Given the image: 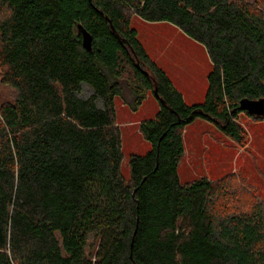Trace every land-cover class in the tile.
Segmentation results:
<instances>
[{"label":"trees","instance_id":"16d2710c","mask_svg":"<svg viewBox=\"0 0 264 264\" xmlns=\"http://www.w3.org/2000/svg\"><path fill=\"white\" fill-rule=\"evenodd\" d=\"M133 16L205 48L203 103H185ZM0 71L13 96L0 106V264H264L263 206L221 211L226 180L179 177L196 119L240 146L239 115L264 120L240 110L264 97V0H0ZM124 82L134 111L155 87L164 101L139 125L151 150L130 157L129 179L115 107Z\"/></svg>","mask_w":264,"mask_h":264},{"label":"rangeland","instance_id":"374dc122","mask_svg":"<svg viewBox=\"0 0 264 264\" xmlns=\"http://www.w3.org/2000/svg\"><path fill=\"white\" fill-rule=\"evenodd\" d=\"M131 27L152 61L162 69L188 106L204 102L207 77L212 64L205 48L169 23H149L133 16ZM1 73V71H0ZM123 97L115 98L117 123L121 130L124 154L123 175L129 179L128 162L132 155H146L151 145L139 132L142 121L154 119L159 101L151 92L134 111L133 94L124 82ZM93 90L83 85L80 97L88 98ZM11 91L1 83L0 106L12 101ZM247 132L244 146L224 135L212 123L196 119L183 133L185 154L179 164L181 183L202 178L215 182L226 180L227 195L219 200L221 211L248 210L253 204L264 208V120L240 114L237 120Z\"/></svg>","mask_w":264,"mask_h":264},{"label":"water","instance_id":"95a60500","mask_svg":"<svg viewBox=\"0 0 264 264\" xmlns=\"http://www.w3.org/2000/svg\"><path fill=\"white\" fill-rule=\"evenodd\" d=\"M111 28H112L113 32H115L114 28L112 26H111ZM78 30L82 35L83 47L87 51H92V48H93V37H92V35L82 25L78 26ZM137 67L139 68V64H137ZM146 74L148 75L147 72H146ZM153 94L160 103L164 104L163 99H161L158 95L157 87H155ZM240 110L242 112L248 113L252 117L264 119V97L257 99V100H250L247 98L241 100L240 101Z\"/></svg>","mask_w":264,"mask_h":264},{"label":"crops","instance_id":"0c3cea01","mask_svg":"<svg viewBox=\"0 0 264 264\" xmlns=\"http://www.w3.org/2000/svg\"><path fill=\"white\" fill-rule=\"evenodd\" d=\"M149 96V95H148Z\"/></svg>","mask_w":264,"mask_h":264}]
</instances>
